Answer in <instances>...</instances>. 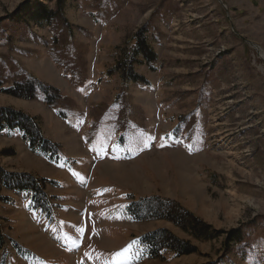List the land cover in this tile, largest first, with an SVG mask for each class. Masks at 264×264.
Listing matches in <instances>:
<instances>
[{
    "label": "rangeland",
    "instance_id": "rangeland-1",
    "mask_svg": "<svg viewBox=\"0 0 264 264\" xmlns=\"http://www.w3.org/2000/svg\"><path fill=\"white\" fill-rule=\"evenodd\" d=\"M137 38L153 51L147 63L134 51ZM263 56L264 0H0V108L37 117L59 146L55 163L16 130L0 132V170L44 180L50 203L43 214L28 196L0 189V264H264ZM124 73L140 78L125 83ZM166 106L181 117L171 133L185 140L166 135ZM194 135L202 146L186 144ZM102 146L129 155V146L149 148L155 180L142 181L141 166L136 176L130 165L101 163ZM161 146H171L169 171ZM187 156L217 165L204 193L185 191L195 189L191 179L181 186ZM84 182L90 194L71 189ZM127 193L174 202L214 237L132 221ZM159 229L193 251L148 258L138 238Z\"/></svg>",
    "mask_w": 264,
    "mask_h": 264
},
{
    "label": "trees",
    "instance_id": "trees-1",
    "mask_svg": "<svg viewBox=\"0 0 264 264\" xmlns=\"http://www.w3.org/2000/svg\"><path fill=\"white\" fill-rule=\"evenodd\" d=\"M36 15H38V13ZM135 46V49L137 48V50L134 51H139L140 55L145 56L144 59L146 63L150 57H154L152 50L148 48L144 50L146 45L143 42V39L137 38ZM127 70H131L130 65L126 67V72ZM126 74L130 75L127 79ZM131 75V73H124V77L122 78H124V81L127 80L132 82H136L140 78ZM30 89L31 88L28 90ZM14 91L15 90H10L8 92L17 95L18 92ZM4 130L8 132L14 130L19 131L26 139V143L31 152L43 153L53 161L58 159L59 147L56 144L50 143L43 137L38 118L29 117L10 108H0V132ZM44 182V180L36 182L33 176L29 174L6 173L0 170V189L3 188L19 192H30L32 195L33 208L47 214L50 211V203L49 199L42 191L43 186L41 183ZM150 204H153V206H148ZM145 208L146 211L144 213L143 210H145ZM127 211L130 218L136 222L150 220L170 221L174 226L184 231V233L199 241L210 240L215 234L195 216L189 214L186 210L182 209L172 201L158 199L156 197L145 198L130 203ZM209 231L213 233H210ZM230 234L231 233H228L227 235ZM2 240L0 234V247L2 246ZM139 243L146 250V255L152 259H159L163 251L171 252L177 256L183 254L186 255L193 251V248L188 242L179 240L171 232L164 229L146 233L139 239Z\"/></svg>",
    "mask_w": 264,
    "mask_h": 264
},
{
    "label": "crops",
    "instance_id": "crops-1",
    "mask_svg": "<svg viewBox=\"0 0 264 264\" xmlns=\"http://www.w3.org/2000/svg\"><path fill=\"white\" fill-rule=\"evenodd\" d=\"M158 99H159V102H158ZM158 99H154L153 98L152 99V103L159 104L161 102L162 97H159ZM157 107L159 108L160 105L157 106ZM170 107H167V106L164 107L165 113L168 116L172 117L171 118V125L168 126V128L165 131L166 132V135L171 134V131L176 126L179 125V121H180V118H181L180 116L177 115V113L175 111L169 110ZM170 112H172V113H170ZM177 138L178 139L185 140V138L183 137L182 132L180 130H178ZM186 144L191 145V146H202L198 142L196 135H194V137L192 139H190V143L187 142ZM141 147L143 148V146H141ZM161 147H162V150L166 152L165 155H162V157H161V160H162V163H163V167L165 169V166H167L168 169H166V170L169 171L170 168H169L168 164H170L169 157H170V154H171V146H161ZM102 148L105 150V153H104V156H102L100 158V162L101 163L104 162L108 166H110V163H111L112 164V168H116V165L117 164L120 167H122L124 165H126V166H129L130 165V167L135 170V175L136 176L139 174V167L141 166L142 167L141 170H143V176H144V177H141L142 181H145L146 180V182L147 181L150 182L151 180H155V171H154V169H155V167H154V165H155V162H154L155 158H153V159H147L148 156H147V154L145 155V153H144L147 150L149 151L150 150L149 148H143L145 150H141L140 149V146H129V151H131V152L136 151V153L134 155L126 154L125 152L122 151V149H114L113 146L112 147L111 146H102ZM153 151H155V150H153ZM187 157L190 158V162H182V164H183V167L184 166L186 168L187 167L188 168L191 167V172H188L187 173L186 170L184 169L183 172L180 173V178H179L180 180L179 181H181V186L185 182V179H187V180L191 179L192 182H196L197 186H195V189H192V188H189L188 189L187 188V189H185V191L186 190H190V193H192L194 190L195 191H198L199 190L202 193H204V191H206L205 183L204 182L208 181L205 174H208L209 168L215 167L217 165L214 164V163H212L211 166H208L207 165V162H205V163L203 162V159H197V158H201V157H197V158H193L194 156H187ZM140 159H142V160L140 161ZM126 166H125V168H127ZM164 169L162 170L163 176H165V170ZM110 170L113 171V172H116V174H122L121 179H123V180H127L128 181V180H131V177L132 176L134 177V174L132 172L127 173L126 171L125 172L123 171L122 173H120V172H118L117 169H115L116 170L115 171V170L111 169V167H110ZM120 171H122V169ZM213 172H215V171H213ZM185 173L188 174L189 177H184L183 178V176L186 175ZM204 177L206 179H204ZM208 179H210V175H209V178ZM133 180L134 179H132L131 182ZM133 182H135L137 184L139 181L134 180ZM73 184H75V183H73ZM117 184H118V182H117ZM71 188L78 190L81 194L84 193V195H85V193H87V190H88L87 189V183H85V182L83 183V185L80 184L79 187H71ZM181 188L183 189V187H181ZM108 194H109V196H114L112 193H108ZM122 194H123V192H122ZM149 196H152V195H147V196L143 195V197H149ZM167 196L168 197H172L170 191H168V190L165 191L164 197H167ZM189 197H191V196L189 195ZM76 200H77V202H79V205H83V206L85 205V201H86L85 197H83V198H76ZM188 202L190 204V201L189 200H188ZM74 212L75 213H80L79 210H76ZM203 213H205V210L204 211L202 210V214Z\"/></svg>",
    "mask_w": 264,
    "mask_h": 264
},
{
    "label": "bare ground",
    "instance_id": "bare-ground-1",
    "mask_svg": "<svg viewBox=\"0 0 264 264\" xmlns=\"http://www.w3.org/2000/svg\"><path fill=\"white\" fill-rule=\"evenodd\" d=\"M264 57V56H263ZM119 172H120V170H119ZM124 174V173H123ZM125 176V175H124ZM195 186H197V184L195 185ZM197 188V187H196ZM72 189V188H71ZM201 189V188H200ZM202 190V189H201ZM75 191H76V189H75ZM240 211V210H239ZM236 213H238L237 211H236ZM74 216H72L74 219H77V218H80V215H77L76 213L75 214H73ZM236 215H238V214H236ZM234 219V218H233ZM47 233H49V231L47 232ZM60 240V239H59ZM57 242H59V241H57ZM71 255H75V257H74V259H76V258H78V256H77V254L76 253H72ZM70 260H72V257H71V259L69 258V264H70ZM78 260V259H77ZM76 263H77V261H76ZM75 263V264H76Z\"/></svg>",
    "mask_w": 264,
    "mask_h": 264
}]
</instances>
